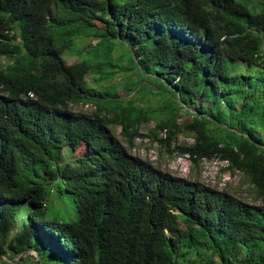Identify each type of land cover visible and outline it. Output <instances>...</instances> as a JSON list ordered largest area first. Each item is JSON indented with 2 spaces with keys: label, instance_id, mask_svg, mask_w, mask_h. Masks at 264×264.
Returning <instances> with one entry per match:
<instances>
[{
  "label": "trees",
  "instance_id": "16d2710c",
  "mask_svg": "<svg viewBox=\"0 0 264 264\" xmlns=\"http://www.w3.org/2000/svg\"><path fill=\"white\" fill-rule=\"evenodd\" d=\"M116 127L224 161L262 198L264 0H0V254L264 264V203L154 166Z\"/></svg>",
  "mask_w": 264,
  "mask_h": 264
},
{
  "label": "rangeland",
  "instance_id": "374dc122",
  "mask_svg": "<svg viewBox=\"0 0 264 264\" xmlns=\"http://www.w3.org/2000/svg\"><path fill=\"white\" fill-rule=\"evenodd\" d=\"M254 1L256 2L259 0ZM96 40L97 39H92L91 41L95 42ZM62 57L67 63H71L77 60L76 54L72 52L70 53V50H66L62 54ZM97 76L98 75H87V79L88 81H91ZM117 76L118 77L115 78L118 81L123 80L124 75L120 74ZM150 84L156 85L158 84V81L156 79L153 81L152 79ZM160 88L162 87L160 86ZM168 93H170V91H168ZM136 96L140 97L139 103L141 105L148 104L144 101V97L146 100H151L150 104H153L152 106L160 104V99L157 97V95L147 94L143 96L142 94H140V92H138ZM91 108L92 106L90 104H78L72 106L73 110L82 111H89ZM174 112L175 114H178L179 108ZM153 124V121L147 124H143L139 129L140 132L142 134H147V132L149 131L148 128L152 127ZM119 130L120 128L116 127V134L120 143L125 146L130 153L150 160L154 166L160 167L161 169L168 171L174 175L186 177L187 179L191 180H198L205 185L214 186L218 189L226 190L229 193L239 197L243 201L252 204L264 203V196L262 198H258L256 196V193L247 177L241 172H231L230 170L224 169V161L204 159L196 163L192 162L186 155L171 156L165 151L163 147L152 141L151 137L148 135L136 137L133 140V144L130 145L125 136L119 133ZM181 138L183 139V136H181ZM84 151L85 146H80L73 153V155H81L84 153Z\"/></svg>",
  "mask_w": 264,
  "mask_h": 264
},
{
  "label": "water",
  "instance_id": "95a60500",
  "mask_svg": "<svg viewBox=\"0 0 264 264\" xmlns=\"http://www.w3.org/2000/svg\"><path fill=\"white\" fill-rule=\"evenodd\" d=\"M35 252H36L35 250H28V251H25L24 253H22L21 255L15 257L13 259L7 258L6 256L0 254V259L3 260V261H7V262H14V261H17L21 256H26L28 254H33L34 253L33 255L36 256V259L38 260L37 264H41V262L39 261L38 255Z\"/></svg>",
  "mask_w": 264,
  "mask_h": 264
}]
</instances>
